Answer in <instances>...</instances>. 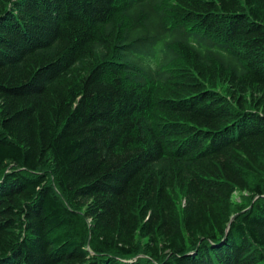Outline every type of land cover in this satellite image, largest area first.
Wrapping results in <instances>:
<instances>
[{
	"label": "trees",
	"instance_id": "obj_1",
	"mask_svg": "<svg viewBox=\"0 0 264 264\" xmlns=\"http://www.w3.org/2000/svg\"><path fill=\"white\" fill-rule=\"evenodd\" d=\"M0 264H264V0H0Z\"/></svg>",
	"mask_w": 264,
	"mask_h": 264
},
{
	"label": "rangeland",
	"instance_id": "obj_2",
	"mask_svg": "<svg viewBox=\"0 0 264 264\" xmlns=\"http://www.w3.org/2000/svg\"><path fill=\"white\" fill-rule=\"evenodd\" d=\"M248 196H249V192L247 190L235 189L232 196L234 205L237 207L245 206L250 201V198L249 199L247 198ZM175 198L180 210V206L183 202V194L181 192H177Z\"/></svg>",
	"mask_w": 264,
	"mask_h": 264
},
{
	"label": "bare ground",
	"instance_id": "obj_3",
	"mask_svg": "<svg viewBox=\"0 0 264 264\" xmlns=\"http://www.w3.org/2000/svg\"><path fill=\"white\" fill-rule=\"evenodd\" d=\"M255 178V177H254ZM251 179V178H250ZM218 239V238H217Z\"/></svg>",
	"mask_w": 264,
	"mask_h": 264
}]
</instances>
